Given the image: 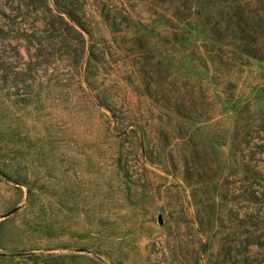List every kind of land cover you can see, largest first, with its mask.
I'll return each instance as SVG.
<instances>
[{"label":"rangeland","instance_id":"obj_1","mask_svg":"<svg viewBox=\"0 0 264 264\" xmlns=\"http://www.w3.org/2000/svg\"><path fill=\"white\" fill-rule=\"evenodd\" d=\"M0 264H264V0H0Z\"/></svg>","mask_w":264,"mask_h":264},{"label":"trees","instance_id":"obj_2","mask_svg":"<svg viewBox=\"0 0 264 264\" xmlns=\"http://www.w3.org/2000/svg\"><path fill=\"white\" fill-rule=\"evenodd\" d=\"M238 29H239V35L244 41V44L242 46V48H243L242 50L247 54L257 56L256 54H257L258 49L254 48L253 46L247 47V45H246L247 41H254L255 40L254 39V33L252 31L247 30L246 27L238 26Z\"/></svg>","mask_w":264,"mask_h":264}]
</instances>
